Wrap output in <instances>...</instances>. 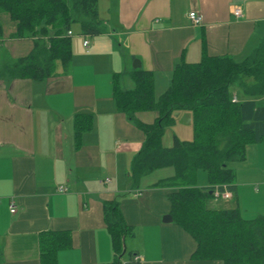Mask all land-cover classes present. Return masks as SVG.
I'll list each match as a JSON object with an SVG mask.
<instances>
[{"label": "crops", "instance_id": "0c3cea01", "mask_svg": "<svg viewBox=\"0 0 264 264\" xmlns=\"http://www.w3.org/2000/svg\"><path fill=\"white\" fill-rule=\"evenodd\" d=\"M236 6L240 17L232 14ZM97 11L103 31L84 36L78 30L72 40L71 31L66 70L41 80L0 79V264H40L39 233L48 230L70 235L55 264L110 262L103 202L114 198L133 228L123 262L132 250L136 264H222L192 258L194 239L172 219L162 221L170 214L168 189L155 184L174 175L172 166L154 169L133 186L130 165L144 135L116 109L112 79L117 74L122 88L131 87L129 71L137 59L152 73L158 97L175 66L197 62L203 52L242 60L264 39V0H97ZM190 11L200 15V23L190 21ZM0 24V45H5L0 60L4 53L25 56L33 38L14 37L15 24L6 13L0 14ZM84 38H89L87 48ZM76 113L91 115L89 129L78 137ZM137 117L152 122L156 112ZM167 134L171 141L164 140ZM174 137L167 127L162 145L171 146ZM229 166L234 189L228 199H215L216 208L237 207L245 218L246 195L259 205L246 219L264 216V140L248 143L245 158Z\"/></svg>", "mask_w": 264, "mask_h": 264}, {"label": "trees", "instance_id": "16d2710c", "mask_svg": "<svg viewBox=\"0 0 264 264\" xmlns=\"http://www.w3.org/2000/svg\"><path fill=\"white\" fill-rule=\"evenodd\" d=\"M15 24L14 37H32L33 46L25 56L4 53L0 79L41 80L66 70L71 60L67 31L77 23L79 33L95 36L103 31L97 0H0V14ZM2 27L0 24V34ZM132 86L122 88L118 75L112 79L116 109L143 133L140 149L132 159L129 174L133 186L154 169L172 166L174 175L155 185L166 187L172 221L195 241L192 258L219 260L222 264H264V216L244 218L237 207L208 205L212 190L234 189V172L229 163L245 158L246 145L264 140V39L240 61L229 56L203 52L197 62H181L171 74L170 84L158 97L153 76L140 67L129 71ZM235 86L243 99L232 101ZM236 96V94H235ZM188 110L192 116V138L165 147L164 130L174 123L173 111ZM156 112L152 122L141 121L137 113ZM91 115L76 113V137L89 129ZM198 170H204L207 186L196 184ZM104 222L110 236L112 260L96 264H136V252H127L125 239L133 228L122 216L117 199L103 202ZM40 264H55L56 252L70 245L66 231L39 233Z\"/></svg>", "mask_w": 264, "mask_h": 264}, {"label": "rangeland", "instance_id": "374dc122", "mask_svg": "<svg viewBox=\"0 0 264 264\" xmlns=\"http://www.w3.org/2000/svg\"><path fill=\"white\" fill-rule=\"evenodd\" d=\"M78 30L79 26L77 23L72 24L71 26V40L75 37H78ZM89 40V38H88ZM5 45H0V50ZM230 92L235 93L238 99L245 98L244 94H242L235 86H231ZM258 104H264V98L257 99ZM174 123L169 127L172 129L173 133L178 137L179 140H189L192 138V116L191 112L188 110L177 109L174 110L173 113ZM165 141L170 140V135L167 134L164 138ZM198 177V184L199 185H206L207 177L206 172L204 170H198L197 172ZM215 202H219L215 200L213 197L210 198L208 201V205L210 207L216 208L217 206L214 204ZM242 211L245 215V218L252 217L256 211L259 210L258 200H254L252 197L244 195V202L241 204Z\"/></svg>", "mask_w": 264, "mask_h": 264}, {"label": "built area", "instance_id": "2783aa9c", "mask_svg": "<svg viewBox=\"0 0 264 264\" xmlns=\"http://www.w3.org/2000/svg\"><path fill=\"white\" fill-rule=\"evenodd\" d=\"M232 14L235 17H240L242 15L241 9L239 7H237V6L234 7L232 9ZM188 18L190 19V21L193 24H198L201 21L200 15L197 12H195V11H190L188 13ZM67 35H71V30H68L67 31ZM83 46L85 48L88 47V39L87 38H84V40H83ZM236 100H237L236 99V96H235V94H233L232 101H236ZM59 190L60 191H64L65 188L64 187H59ZM212 196H213L214 199H218V198L219 199H228L231 196V192L229 190H227V189L219 190L218 188H214V190H212ZM9 211L11 213H14L16 211V204L12 200L9 202ZM137 259H138V257L137 256H134L133 260L135 261Z\"/></svg>", "mask_w": 264, "mask_h": 264}, {"label": "water", "instance_id": "95a60500", "mask_svg": "<svg viewBox=\"0 0 264 264\" xmlns=\"http://www.w3.org/2000/svg\"><path fill=\"white\" fill-rule=\"evenodd\" d=\"M132 67L133 68H138L140 66V62L137 60V59H134L132 61ZM172 218H171V215L170 214H165L163 217H162V221L163 222H168L170 221ZM126 264H131V263H126Z\"/></svg>", "mask_w": 264, "mask_h": 264}]
</instances>
